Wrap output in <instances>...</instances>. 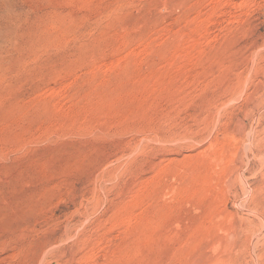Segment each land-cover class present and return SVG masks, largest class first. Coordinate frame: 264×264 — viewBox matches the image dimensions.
<instances>
[{"label": "rangeland", "instance_id": "374dc122", "mask_svg": "<svg viewBox=\"0 0 264 264\" xmlns=\"http://www.w3.org/2000/svg\"><path fill=\"white\" fill-rule=\"evenodd\" d=\"M0 264H264V0H0Z\"/></svg>", "mask_w": 264, "mask_h": 264}]
</instances>
